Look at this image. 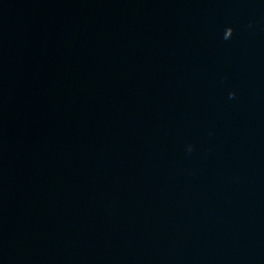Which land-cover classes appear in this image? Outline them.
<instances>
[{"label": "water", "instance_id": "water-1", "mask_svg": "<svg viewBox=\"0 0 264 264\" xmlns=\"http://www.w3.org/2000/svg\"><path fill=\"white\" fill-rule=\"evenodd\" d=\"M0 264H264V0H0Z\"/></svg>", "mask_w": 264, "mask_h": 264}]
</instances>
